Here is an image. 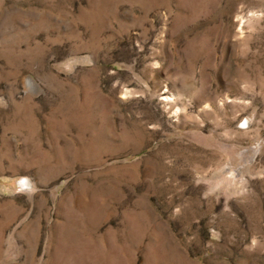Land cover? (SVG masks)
I'll return each mask as SVG.
<instances>
[{"label":"rangeland","instance_id":"1","mask_svg":"<svg viewBox=\"0 0 264 264\" xmlns=\"http://www.w3.org/2000/svg\"><path fill=\"white\" fill-rule=\"evenodd\" d=\"M0 264H264V0H0Z\"/></svg>","mask_w":264,"mask_h":264}]
</instances>
